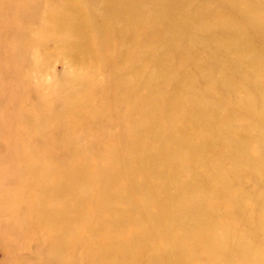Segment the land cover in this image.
Returning <instances> with one entry per match:
<instances>
[{
	"label": "bare ground",
	"instance_id": "obj_1",
	"mask_svg": "<svg viewBox=\"0 0 264 264\" xmlns=\"http://www.w3.org/2000/svg\"><path fill=\"white\" fill-rule=\"evenodd\" d=\"M125 1L106 2V11L102 13L104 16L112 14L109 22H104L107 27L102 28L99 24L87 30V36L83 32L87 28L84 23L68 31L87 43L75 45V50L70 46L75 60L81 58L84 47L102 57V52L110 43L116 44L110 46L114 56L107 58L106 62L120 59L121 64H126L122 70L115 72L114 69V73L109 75L104 101L120 99L135 105L133 112H137L134 120L133 112L128 121L125 114L121 116L124 128L131 125V131L129 134H114L109 139L107 136L102 138L109 141L110 149L104 161L94 165L96 177L87 174L88 167H93L83 164L81 159L85 153L97 149L93 143L71 139L65 140L63 145L60 140H51L55 147L50 146L60 156L56 163L41 159L34 161L41 157L36 150L29 157V151L23 152L22 158L29 169L25 171L26 175L23 170L21 174L27 179L29 188L38 187L39 196L38 202L31 203L32 214L35 215L30 226L31 236L35 237L36 228L46 229L48 244L54 250L60 245L63 234L73 232L77 219L82 222L89 220L90 226L77 235L72 249L77 251L89 236L94 238L93 241L98 243L87 251L86 256L96 259V262L106 254V261L112 264H120L117 261H123V264H264V232L260 237L259 231L260 224L264 227V197H261L264 195V96L258 104H254L252 91L247 85L238 82L230 84L228 79L224 86L231 92V85L234 87L239 95L236 98L238 106L231 110L207 108L201 97L186 93L179 85L184 71L176 60L181 57L171 45L160 48L158 44L170 16L166 0H153L152 5L148 4L149 0ZM168 1L182 7L180 19L188 28L208 25L212 18L227 16L221 12H210V16L198 17L176 0ZM226 1L231 22L216 23L212 30L225 33L241 22L254 28L250 30L255 33L249 34L263 33L264 13L259 9L264 8V0H261V5L253 0ZM73 4L72 13H77L83 21L87 15L84 7L76 1ZM147 24L152 26L151 29L160 26V30L157 29L156 34H151L150 29L144 30L137 44L131 42L129 46L131 33ZM258 35L256 37L260 39ZM185 38H179V41L188 45ZM92 41L100 42L96 50L90 45ZM201 41V38L190 37L187 42ZM231 42L221 45L220 41H216L221 45L220 54L223 55V80L229 73L234 77L247 74L251 79L255 77L258 88L264 94L262 48L244 46V52L249 56L247 61L246 55L240 54L241 51L232 47ZM132 46L135 48L133 52ZM140 54L141 66L136 68L134 65ZM164 62L172 64L164 66ZM155 69L159 75L152 76L150 72ZM130 70L133 73L127 77ZM84 80L85 77L79 82ZM201 81L199 75L195 85ZM217 88L220 94L217 98H234V92L221 95L224 90L221 82L217 83ZM70 92L67 90L68 94ZM84 107L83 102L73 106L76 112ZM99 116L100 113L93 110L91 122ZM48 117L45 114L42 118ZM78 123H81L80 120ZM44 130L38 127L36 142L48 140L41 137ZM153 141L157 144L155 147L145 148ZM13 148L11 153L8 150L13 153L9 159L16 157ZM200 149L208 150L210 154L199 157L196 153ZM16 155L19 162L20 153ZM70 155L75 156L77 161H66ZM195 162H202V165L197 170H189ZM250 178L257 180L255 185L260 195L255 199L250 197L248 202L245 201L246 192L239 190L231 194L230 188L234 183L242 187ZM62 197L66 201L64 205L50 202ZM221 198L225 200L222 209L217 208L218 204H222ZM231 198L236 201V210L231 209ZM99 200L102 201L103 216L97 215ZM155 201L158 205L154 208ZM254 216L258 218L255 222ZM123 224L131 229L128 235L120 231L124 229ZM12 230L11 227L5 228L6 232ZM253 240L259 243L258 248ZM129 244L140 246L143 250L134 259H137L136 263L131 260ZM45 245L43 242L41 247ZM57 256H60L58 252L55 255L50 253L45 262L31 256L21 257V260L27 264H63L54 261Z\"/></svg>",
	"mask_w": 264,
	"mask_h": 264
},
{
	"label": "rangeland",
	"instance_id": "obj_2",
	"mask_svg": "<svg viewBox=\"0 0 264 264\" xmlns=\"http://www.w3.org/2000/svg\"><path fill=\"white\" fill-rule=\"evenodd\" d=\"M73 1L84 7L87 15L83 21L78 18L77 13H75L76 15L73 14L74 12L72 13ZM107 1L0 0V264H27L21 260V257L24 259L25 256L38 257L45 262L44 259L46 260L50 253L55 255L56 252L60 256H57L54 261H61L63 264H112V262L106 261V254L98 262L96 259L86 256L87 251L98 243H95L94 238L90 236L81 249L77 251L72 249L73 244L77 241V235L84 233L90 226L89 220L82 222L77 219V223L73 225L75 227L73 232L69 231L70 234H63L60 245H57L54 250L48 244L49 235L46 229L36 228L35 237H32L30 226L35 215L32 214L31 203L39 201L38 187L29 188L27 179L21 174L22 170L25 174V171L29 169L26 161L22 158L23 152L29 151V157L36 150L42 158L38 157L34 161L41 159L56 163L60 160V156L58 151L50 146V144L52 145L50 141L59 142L60 140L64 145L65 140L75 139L97 146L95 151L85 153L81 158L83 164L93 167H88L87 174H94L96 177L94 165L103 162L107 156V150L110 149L109 141H104L102 138L107 136L106 138L109 139L114 134H129L131 131V125L124 128L125 124L121 116L125 114V120L128 121L135 105L125 103V101L121 102L120 99L113 102L109 99H107L109 102L104 101V95L107 92L106 81L110 79L109 75L114 73V69L115 72L122 70L126 64L125 62L121 64L120 59H111L108 63L106 62L107 58L114 56L111 55L110 46L116 44L110 43L105 52H102V57L97 56L94 51L85 50L86 47H84L81 49L83 52L80 51L83 54L79 60H75L72 55L73 50L70 48L72 46L75 50V45L82 46L87 43L71 34L68 29L72 30L76 26L81 27V23H84L87 26L83 30L86 35L87 30H92L99 24L102 28L107 27V23L104 22H109L112 17V14L104 16L102 13L106 11ZM176 1L185 5V9L189 8L190 12H195L198 17L210 16V12L227 14V16L212 18L208 25L201 24L188 28L183 24V19H180L182 7L166 0V8L167 12H170V16L167 18L166 28L163 27V32L160 34L158 44L160 48H164L168 44L171 45L181 57L176 60L184 71L183 81L179 82V85L186 90V93L201 97L207 108L231 110L238 106L236 98L239 95L234 91L232 85L234 94L225 88L224 82L229 79L230 84L238 82L247 85L248 90L252 91L253 103L258 104L264 94L263 90L258 88L259 83L256 82L255 77L251 79L250 76L242 73L240 76L234 77L229 73L223 80L225 68L220 49L222 44L232 41V47L240 50V54L246 55L247 61L249 56L244 52V46L262 48L264 58V30L261 35L249 34L248 32L255 33L250 30L254 28L248 23L240 22L233 30L220 33L212 30L211 27H214L216 23L231 22V12L226 6L228 1ZM254 1L257 5L262 3L261 0ZM152 3L153 0L148 1L149 5ZM259 10L264 13V8ZM142 26L132 32L131 36H126L130 38L129 46L131 42L137 44V40L144 30L150 29L151 34H156L157 29L160 30V26L152 29L149 24L141 28ZM184 37H186L184 40L188 45L179 41V38L183 40ZM190 37L192 39L201 38L203 41L187 42ZM216 41H220L221 45ZM116 42L118 43V41ZM99 43L92 41L90 45L96 50ZM131 49V52L135 51L134 46ZM141 58L140 54L134 67L141 66ZM171 64L164 62V66ZM148 71H150V67ZM132 73L131 70L128 71L127 77ZM150 73L152 76L159 75L156 69ZM199 75L202 81L196 86L195 83ZM84 77L86 80L79 82ZM218 82H221L224 88L221 95H226L227 92L231 93L234 97L232 100L217 98L218 95L220 96L217 88ZM67 90L72 92L68 94ZM80 102H83L85 107L80 112H76L73 106H77ZM242 103L244 104V102ZM93 110H97L100 116L92 123L90 115ZM136 112L132 113V120H134ZM45 114L49 117L42 118ZM36 115L38 117L35 118ZM33 118L35 119L33 120ZM79 120L81 123H78ZM85 123L92 124L83 126ZM38 127L45 128L41 137L48 139L47 141L36 142V138L39 136L37 134ZM156 145V142L153 141L152 145L147 143L145 148H153ZM12 148L16 157V153H20L19 162L16 157L9 159L13 156V153L10 154ZM196 154L199 157L203 154L205 157L210 153L208 150L200 149ZM65 160L77 161L75 156L71 155ZM202 162L200 164L195 162L189 170H197ZM256 181L255 178H250L242 184V187L238 183H234L230 188L231 194L239 190L246 192L245 201L250 202V197L255 199L257 195H260L255 185ZM41 184H43L42 181ZM208 196L210 197L211 193ZM231 201L233 203L231 209L236 210L235 199L231 198ZM50 202L53 205L66 203L64 197L60 200L54 198ZM220 202L222 204H218L217 208L222 209L225 206L224 198H221ZM101 203L100 200L97 203L100 211L99 214L97 209V215L99 216L104 214ZM157 205L158 201H155L153 207L155 208ZM257 219L254 216L253 222ZM78 223L79 226H77ZM6 227L13 228V232H6ZM122 228L124 229L120 231L128 235L130 227L123 224ZM93 229L95 231L96 228ZM259 231L261 237L264 232L262 224H260ZM43 242L46 245L41 247ZM254 243L258 248L259 243L255 241ZM129 246L132 250L129 251L131 260L136 263L137 259H134L138 254L141 255L143 250L140 246L135 247L134 244H129ZM260 249L263 250L262 247ZM259 252L261 251L259 250ZM117 263L123 264V261H117Z\"/></svg>",
	"mask_w": 264,
	"mask_h": 264
}]
</instances>
